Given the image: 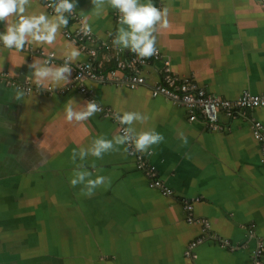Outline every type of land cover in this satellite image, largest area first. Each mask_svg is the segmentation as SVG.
I'll list each match as a JSON object with an SVG mask.
<instances>
[{
    "label": "crops",
    "instance_id": "1",
    "mask_svg": "<svg viewBox=\"0 0 264 264\" xmlns=\"http://www.w3.org/2000/svg\"><path fill=\"white\" fill-rule=\"evenodd\" d=\"M153 2L169 9L168 27L158 29L156 47L169 60L170 72L163 73L162 59L148 62L141 70L147 84L131 85L117 66L127 50L112 44L118 17L107 4L97 17L91 0H78L53 45L30 43L29 50L17 52L0 43V72H9L0 80V264H254L256 247L264 245V134L257 127H264V106L249 118L222 112L221 127L213 130L199 110L191 120L185 104L155 95L150 83L166 76L190 79L231 100L244 91L264 93V0ZM81 11L92 31L107 41L102 47L75 45L81 52L77 61L89 59L95 48L93 60L106 75L85 83L112 113L147 116L134 123L137 131L163 134L152 155L142 153L159 170L163 189L151 186L130 152L134 146L125 151L123 145L102 159L86 157L92 178L100 174L110 183L90 198L81 195V185H70L80 163L79 158L73 163L71 153L101 135L112 139L120 133L117 121L98 112L68 122V99H75L76 110L90 101L76 88L64 95L27 91L24 98L15 97L14 87L24 82L34 59L55 52L52 64L61 65L72 44L66 32L78 30ZM26 12L54 15L43 0H30ZM5 26L0 22V32ZM187 204L206 225L188 221Z\"/></svg>",
    "mask_w": 264,
    "mask_h": 264
},
{
    "label": "clouds",
    "instance_id": "2",
    "mask_svg": "<svg viewBox=\"0 0 264 264\" xmlns=\"http://www.w3.org/2000/svg\"><path fill=\"white\" fill-rule=\"evenodd\" d=\"M92 12L97 17L105 11V5L118 10V28L115 37L112 40L114 46L121 50H128L143 61L146 58H152L158 53L156 47L157 34L160 27H168L167 7L158 8L153 0H91ZM30 0H0V22H6L5 30L0 32V43L4 48L14 49L17 52L22 51L30 43L38 45H53L57 39V34L61 27L66 28L69 24V16L73 15L77 9L78 0H48L46 7L51 8L53 16L45 12L27 13L26 7ZM83 16V12L81 11ZM15 19H12V18ZM80 31L88 36L92 32V27L88 23V17L81 19ZM81 56L80 50L74 43L66 46L63 52L64 62L62 65L52 64L55 59V53L45 59H34L28 65L29 74L26 82L31 81L39 89L53 90L55 87L70 82L72 73V63H75ZM29 89L23 85L14 87L17 100L24 98ZM76 101L70 98L64 105L65 119L68 122H82L103 108L95 101L84 102L80 110H76L74 105ZM112 118L122 126V132L108 139L101 135L91 142L90 146L80 147L79 150L73 149L71 159L75 164L77 158L80 163L76 165L70 178V185L75 188L81 185L80 194L91 197L95 190L110 180L100 174L93 177V172L89 171L84 161L89 155L102 159L105 153L118 151V146L127 145L125 151L134 146V150L140 153L152 155L150 149L153 145H159L164 141L162 133L155 129L140 130L134 127L135 122L144 123L148 118L139 111L114 110ZM180 138L184 145H187V137L183 133ZM95 168V163L92 164Z\"/></svg>",
    "mask_w": 264,
    "mask_h": 264
},
{
    "label": "built area",
    "instance_id": "3",
    "mask_svg": "<svg viewBox=\"0 0 264 264\" xmlns=\"http://www.w3.org/2000/svg\"><path fill=\"white\" fill-rule=\"evenodd\" d=\"M46 4L48 0H43ZM161 3L163 0H159ZM162 6V5H161ZM160 6V7H161ZM51 13H54L51 8L46 7ZM115 16L118 17V10L114 11ZM78 21L81 22L82 16H76ZM81 24V23H80ZM81 27V25H80ZM80 27L77 31H67L66 37L74 43L77 47L85 49L86 43H92L96 46H106L107 41L95 32H91L90 35L85 36L80 31ZM30 46H26L29 50ZM55 52H51L52 55ZM91 54L90 58L87 60H80L72 63V73L70 84L62 88H54L53 90L39 89L31 81L26 82V79L20 85L29 89V92L36 91L44 96H56L64 95L72 89H78L81 93L86 95L89 100H96L94 97L93 90L86 85L87 80H105L106 75L102 67L93 60L96 55V49L91 48L89 50ZM162 59V71L165 75L169 74L170 66L169 60L165 59V55L162 51L158 49V53L152 58H146L141 61L140 58L132 54L127 50L124 57H118L117 66L127 72V81L131 85L147 84L149 79L144 76L141 72L144 65L152 60ZM64 59L60 61L62 65ZM9 77V72H0V80ZM151 87L155 95H165L175 101L182 102L185 104L191 112L199 110L200 116L203 117L211 129L216 130L221 127L220 116L224 112L228 114L233 119L239 118H249L252 117V113L256 108L264 106V93H252L250 91H244L238 98L231 100L227 99L220 94L210 93L204 87H201L196 81L186 79L179 80L176 77L166 76L165 79L159 82H151ZM98 103V102H97ZM102 108L101 111L105 116L112 117V111L110 108L105 107L98 103ZM197 115L193 114L190 116L191 120H195ZM254 119V118H253ZM118 123V122H117ZM119 124V123H118ZM120 133L122 132V126L119 124ZM257 127L260 128L264 134V127L261 123H257ZM132 155H135L140 164V168L145 172L150 180L152 187L163 189V181L160 176L159 170H157L153 165H150L143 154L136 152L134 149L130 150ZM166 192L169 193L170 189L167 188ZM189 210L188 221L191 223H197L200 225H206L207 221L204 218H199L196 216L192 205H186ZM202 240V237L199 238ZM198 239V240H199ZM197 241H193L189 244L186 250V255L190 256L192 250L197 246ZM254 264H264V245L259 244L255 250Z\"/></svg>",
    "mask_w": 264,
    "mask_h": 264
}]
</instances>
